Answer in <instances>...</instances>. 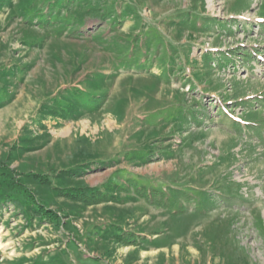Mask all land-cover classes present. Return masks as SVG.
Segmentation results:
<instances>
[{
    "label": "rangeland",
    "instance_id": "obj_1",
    "mask_svg": "<svg viewBox=\"0 0 264 264\" xmlns=\"http://www.w3.org/2000/svg\"><path fill=\"white\" fill-rule=\"evenodd\" d=\"M260 18L0 0V264H264Z\"/></svg>",
    "mask_w": 264,
    "mask_h": 264
},
{
    "label": "trees",
    "instance_id": "obj_2",
    "mask_svg": "<svg viewBox=\"0 0 264 264\" xmlns=\"http://www.w3.org/2000/svg\"><path fill=\"white\" fill-rule=\"evenodd\" d=\"M3 173H0V206H1V204L2 203H4L5 201H6V199L9 197V193L7 194V193H5V190H4V186L3 185H6L7 186V183H4L3 184V182H5V180L4 179H2L3 178ZM39 179L38 177H34L33 176V178L32 179ZM7 182L9 183L8 184V187H10L11 189H13L14 188V190L13 191H15L16 189L17 190H20V191H24L25 193H27V188L25 189L24 187H23V185L22 184H17L16 182H15V179L12 177V176H9V175H7ZM12 186V187H11ZM6 188V187H5ZM14 194V192H12L11 193V195H13ZM76 198H78V200H80V199H82V198H87L86 196H81L80 198L79 197H76ZM85 201L86 202H89V201H87L86 199H85Z\"/></svg>",
    "mask_w": 264,
    "mask_h": 264
}]
</instances>
